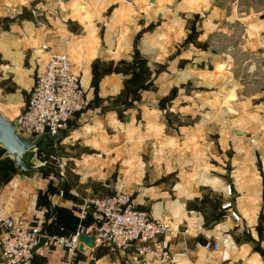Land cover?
I'll return each mask as SVG.
<instances>
[{
	"label": "crops",
	"instance_id": "1",
	"mask_svg": "<svg viewBox=\"0 0 264 264\" xmlns=\"http://www.w3.org/2000/svg\"><path fill=\"white\" fill-rule=\"evenodd\" d=\"M44 45L68 55L87 103L57 142L45 140L62 171L16 173L0 151V213L69 235L86 197L122 185L136 209L175 230L172 259L159 264H206L204 242L223 232L233 241L211 253L215 264H264V0H0L9 120ZM132 253L94 243L69 256L45 241L32 264H126Z\"/></svg>",
	"mask_w": 264,
	"mask_h": 264
},
{
	"label": "built area",
	"instance_id": "2",
	"mask_svg": "<svg viewBox=\"0 0 264 264\" xmlns=\"http://www.w3.org/2000/svg\"><path fill=\"white\" fill-rule=\"evenodd\" d=\"M46 51V61L35 77L25 106L17 119V133L35 136L46 132L50 137L68 129L74 115L86 106L85 90L79 75L66 53ZM41 164L59 171L65 168V160L57 154L40 152ZM230 195V185L225 187ZM222 208H230L224 203ZM191 214V211H187ZM230 217L239 221V215L230 211ZM89 218L84 224L83 221ZM1 264H32L35 246L41 237L57 247L65 249L72 256L79 248V236L94 237V243L109 251L133 249L129 263L159 264L170 261L168 241L175 235L165 218H153L136 209L131 196L122 185L106 197L88 196L81 205L80 224L69 235L45 234L31 222L0 213ZM233 241L229 232H223L217 239L206 240L204 249L209 253L206 264H215L211 253L217 251L221 241Z\"/></svg>",
	"mask_w": 264,
	"mask_h": 264
},
{
	"label": "water",
	"instance_id": "3",
	"mask_svg": "<svg viewBox=\"0 0 264 264\" xmlns=\"http://www.w3.org/2000/svg\"><path fill=\"white\" fill-rule=\"evenodd\" d=\"M47 137L53 140V142H57L60 134L51 137L49 133L46 132L35 136L20 135L17 133V119L9 120L4 117L0 111V149L3 151V156L11 161L12 167L16 173H29L31 171L54 173L53 170L47 166L37 165V155L48 149L49 143L45 141ZM94 241L93 236H79L80 245L92 247ZM44 242L45 238L41 237L35 249ZM89 264H93V260H90Z\"/></svg>",
	"mask_w": 264,
	"mask_h": 264
},
{
	"label": "rangeland",
	"instance_id": "4",
	"mask_svg": "<svg viewBox=\"0 0 264 264\" xmlns=\"http://www.w3.org/2000/svg\"><path fill=\"white\" fill-rule=\"evenodd\" d=\"M132 76L133 77H136V78H139V77H142L143 75H140V73L138 72L137 73V75H136V73H133L132 74ZM48 154L50 155V154H57V155H61L60 154V151H59V149H55V148H53V147H48V150H47V153H46V156H48ZM42 157L43 156H41V157H39V161H38V158H37V165H39V166H42V164H41V159H42ZM2 171H4V168L2 167V166H0V174L2 173ZM41 175H43V173H40Z\"/></svg>",
	"mask_w": 264,
	"mask_h": 264
},
{
	"label": "trees",
	"instance_id": "5",
	"mask_svg": "<svg viewBox=\"0 0 264 264\" xmlns=\"http://www.w3.org/2000/svg\"><path fill=\"white\" fill-rule=\"evenodd\" d=\"M47 150H48V149H47ZM47 150L45 151L46 153H47ZM0 151L3 152L1 149H0ZM47 167H49L50 169H52V167H50V166H47Z\"/></svg>",
	"mask_w": 264,
	"mask_h": 264
},
{
	"label": "flooded vegetation",
	"instance_id": "6",
	"mask_svg": "<svg viewBox=\"0 0 264 264\" xmlns=\"http://www.w3.org/2000/svg\"><path fill=\"white\" fill-rule=\"evenodd\" d=\"M46 153V152H45Z\"/></svg>",
	"mask_w": 264,
	"mask_h": 264
}]
</instances>
